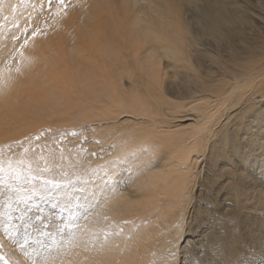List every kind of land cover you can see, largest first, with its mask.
<instances>
[{"label":"bare ground","instance_id":"1","mask_svg":"<svg viewBox=\"0 0 264 264\" xmlns=\"http://www.w3.org/2000/svg\"><path fill=\"white\" fill-rule=\"evenodd\" d=\"M14 1L0 0V19L15 20L7 13L14 8ZM74 1L77 3H71L75 14L65 23L92 30L98 41L79 45L90 52L88 64L94 67L89 69L93 83L89 82L90 88L83 96L95 106L90 110L78 108L77 113L88 111L95 117L119 113L128 122L141 120V125H146L139 129L140 138L133 135L117 141L119 153L126 151L132 158H142L140 167L133 171L137 174V187L141 185L139 174L147 176L145 186L152 183L154 187L157 178L163 182L156 185L166 193L159 200L175 209L169 216V225L186 226L190 241L199 246L205 242L204 248L221 238L244 244L264 240V191L251 199L248 195L249 189L257 186L253 181H258L259 172L264 170V4L259 7L262 0H200L202 3L195 9L190 5L196 0ZM58 19L60 22L61 18ZM201 36L208 40H200ZM224 42L225 47L221 48ZM198 44L204 51L200 49V54H195L199 53L198 48L193 52L191 47ZM201 54L214 62L212 66ZM97 59L103 65L114 62L113 81H97L99 66L93 64ZM73 71L70 78L81 77V68ZM24 77L25 74L18 85H24ZM55 78L53 74L51 79ZM52 104L56 111L64 113L72 103L67 100ZM232 125L231 143L221 149L217 143L219 133ZM149 131L154 137H148ZM135 144L140 149H135ZM198 166L202 180L197 183L192 171ZM149 178L156 180L150 182ZM122 184L108 193L109 199L117 195L131 197L128 193L119 194L127 186ZM145 191L131 194H136L140 201L151 196L150 191ZM174 197H178L177 201ZM232 217L239 222L238 241L229 234L225 223ZM177 230L183 234L182 228ZM118 252L114 255L121 254L124 260L123 253ZM95 258L109 260V256ZM158 262L157 259L152 264Z\"/></svg>","mask_w":264,"mask_h":264},{"label":"rangeland","instance_id":"2","mask_svg":"<svg viewBox=\"0 0 264 264\" xmlns=\"http://www.w3.org/2000/svg\"><path fill=\"white\" fill-rule=\"evenodd\" d=\"M262 1L259 7H261V4H264V0ZM30 2H34V0H30ZM71 2L77 3L74 0H70V3ZM200 3H202L200 0H196L195 4L190 5V8L195 9ZM13 4L14 8L19 7V11H6L8 15L11 14L15 20L8 22L4 18L0 19V35L7 36L12 33L19 34L22 33L26 27L25 20L28 18L31 10L28 9L26 11L22 6H19V0H15ZM72 4L73 3H71L73 9L69 7L67 17H61L60 22L59 19L56 20L55 23L50 22L49 31L38 37L35 44L30 45L28 51H31L32 46H34L40 56L41 62L31 72L27 71V62L25 63L24 85L20 86L17 83L14 85L0 84V146L6 147L8 143H14L21 138L27 139L28 137H35V135L39 134L43 138L38 145L33 139L30 142L33 148L44 147L45 151L43 155L45 157H47L50 152L56 153L57 160H60L62 156L66 171L71 170L70 166L73 163H78L85 158V153L82 151V148L88 153H96L97 157H103L104 160H107L111 158L115 152L117 155L120 154L117 141H121L120 139L123 137L129 138V136L133 135L140 138L142 131H139V129L143 130L146 127L145 124H143L144 126L141 125V120H132L133 122L129 120L128 122V118L123 117V114L119 113L110 117L91 116L88 114V111L77 113L78 108L90 110L91 107L95 106L94 102L83 96L86 89L90 88L89 82L93 83V80L89 77V71L94 67L88 64L91 60V56L89 55L90 52L85 48H79V45L81 43H85L86 45L87 42L92 44L94 41L97 43L98 41L95 40L96 36H94L92 30L84 27H82L84 28V30H82L81 26L74 25L73 23H65L69 16L72 17V15L75 14L72 13L74 10V5ZM45 36L47 38H45ZM202 37L203 36L200 37V40H205L207 38L204 36V39H202ZM73 40L76 41L75 52L72 47ZM207 40L208 39H206V41ZM208 42L212 44V42ZM38 43L42 45L38 47ZM201 47L202 46L198 44L193 48L191 47V50L193 51L196 49L198 51L201 49L203 52L204 48ZM220 47H225V42L222 43ZM198 52L199 53L196 52L195 54H200V51ZM203 56L202 58L208 62V65L212 66L211 64L214 62H212L208 56H206L208 58H206L205 55ZM98 59L95 61L96 63H94L95 59L93 60V64H97L99 66V69H97L100 71L99 75L96 77L97 81H113L115 73L112 72L111 68L114 62L112 61L111 64L103 65L101 59L99 61ZM209 61H211V63H209ZM74 68L82 69L80 73L81 77L75 80L68 76L74 72ZM53 74L56 75L55 79H51ZM67 100L72 104L64 113L55 110V105L52 104L53 101L60 103ZM46 102L51 103V105L47 106L45 104ZM124 120L127 121L125 122ZM190 122L191 121H188L187 123ZM150 131L148 132V137H154L153 133ZM72 133H83V135L73 136ZM61 147L63 148L62 153L60 151ZM140 147V145L135 144V149H140ZM120 148L123 149L124 147ZM28 156L32 158L33 153L29 152ZM97 157H93L89 163H102L103 161L97 159ZM133 158L137 159L139 165L137 167L139 168L142 158L136 155H134ZM149 160L147 159V161ZM42 166L43 165H41V167ZM137 167L130 169L129 174L132 180L128 179L122 182L123 187L127 186L119 190V194L128 193L131 197L123 198L117 195L115 196L116 199L114 197L109 199L110 195L107 194V198L110 202L107 205H102L100 209H98L99 223L90 228V232H95L98 230L111 231L113 230L111 227L113 224L117 225V227H123V235L119 239L114 238L112 241H115L113 244L119 245L114 252L119 251L118 253H123L124 260L121 258V254L114 255V252L109 256V260L110 257H112L113 259L111 258V261H113L114 264H124V262L129 261L131 264H152L154 260L160 259L159 256L161 252L165 248L170 247L171 242H177L181 245L187 243L192 246V256H196L197 253H200L201 258H203L204 248L202 245H204L205 242H201L199 246L197 242L193 243L190 241L188 229H186V226L182 227V224L180 228H171V225H169L170 217L174 214L175 209L172 207L170 208L167 202H160L161 199L166 197L165 191H168L165 188V194H163L160 191L161 187H158L159 190L156 185L159 184L160 186L163 182L161 183L159 178H157V182H155L156 179L152 180V178H149L148 181L155 182V186L153 187L152 183H149V186H145V183H148L146 182L147 176L145 177L139 174L138 177H140V180L138 181H140L142 187H140L141 185L139 183L140 186L138 185L137 187V180H135L137 179V174L133 172ZM200 172L201 169L199 166L192 171L197 183L202 180V173L200 174ZM262 173H264V170L259 172V177H261L262 180L259 178V182L253 181V184L255 183L257 186H254L252 181L250 182V185H253V189L256 190L255 192L253 189H249L248 195L250 199L257 196L261 190L264 191V174ZM46 175L53 176L55 173H48ZM157 175L160 176L158 173ZM162 175H165V173ZM130 183L131 188L129 186ZM150 184L152 186H150ZM116 189L114 191H116ZM126 189L128 190L126 191ZM131 189L134 191L133 193L138 191L137 195L141 192H146L145 190H147L148 193L150 191L151 196H149L150 198L148 197L139 201L136 194H131L132 191H129ZM163 189L164 188H162V190ZM177 198L178 197H174L173 199L177 201ZM158 204L163 205V207L161 208L160 206V209ZM111 211H113L114 215L118 213V217L116 215L114 217ZM102 215L105 217H102ZM109 215L113 219L109 218ZM116 218L119 219L116 220ZM104 220H107V223H105ZM99 224L101 225L99 226ZM84 226L83 221L68 225L65 233L54 236L51 241L47 243L46 255L50 259L56 261L57 264H59L60 261H64V264H70L73 259L84 261L91 257H95L96 253L89 251V249L92 248L95 237L80 232L79 229ZM181 228L183 234L177 230ZM177 236L180 237L179 241L175 240ZM0 246H2V248H0V254L7 257L13 264H26L29 253L32 251L31 241L26 239L22 233H0ZM0 264H2V262H0Z\"/></svg>","mask_w":264,"mask_h":264},{"label":"snow or ice","instance_id":"3","mask_svg":"<svg viewBox=\"0 0 264 264\" xmlns=\"http://www.w3.org/2000/svg\"><path fill=\"white\" fill-rule=\"evenodd\" d=\"M19 6L31 11L22 33L0 35V84H16L24 74L26 62L29 72L40 64L41 59L35 47L32 46L31 51H28L30 45L49 31L50 22L55 23L58 18L67 17L71 4L70 0H19ZM8 10L18 12L19 7ZM72 47L75 52V40L72 41ZM246 116L244 114L242 118ZM233 125L219 133L217 143L221 149L231 143ZM42 138L37 134L35 137L8 143L6 147L0 146V233H22L31 241L32 251L26 264H57L46 255L47 243L54 236L65 233L68 225L83 221L85 226L79 231L95 237L89 251L95 252L96 256H110L119 247L112 240L123 235V227L113 224L111 231L95 232H90V228L99 223L98 209L110 202L107 194L131 178L129 171L138 166L137 159L125 151L104 160L103 157H97L96 153H88L82 148L85 158L73 163L71 170L66 171L62 156L57 160L56 153L50 152L45 157L44 147L33 148L30 142L34 139L38 145ZM60 151L63 152L62 147ZM29 152L33 153L32 158H29ZM93 157L103 162L89 163ZM48 173L55 175H46ZM104 222L107 223V220ZM225 223L229 234L238 241L239 222L232 217ZM175 240L179 241L180 237L177 236ZM191 252V245L171 242V246L161 252L159 264H264V240L257 244H244L221 238L205 245L203 258L200 253L192 256ZM0 262L13 264L2 254ZM59 264H64V261ZM70 264L114 262L91 257L84 261L73 259Z\"/></svg>","mask_w":264,"mask_h":264}]
</instances>
